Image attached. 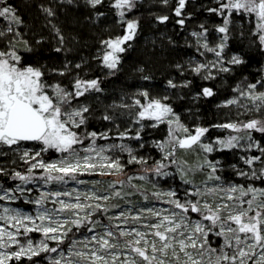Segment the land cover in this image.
Returning <instances> with one entry per match:
<instances>
[{
    "label": "snow or ice",
    "instance_id": "snow-or-ice-1",
    "mask_svg": "<svg viewBox=\"0 0 264 264\" xmlns=\"http://www.w3.org/2000/svg\"><path fill=\"white\" fill-rule=\"evenodd\" d=\"M86 3L95 8L102 0H86ZM163 3L167 4L168 0ZM217 3L219 7L208 11L223 18V24L216 28L223 34L220 42L210 47L206 40L208 29L203 25L202 32L192 33L198 43L201 37L205 39L200 47L215 57L207 63L190 62L192 72L206 73L205 80L215 79L216 73L230 72L231 67L226 65L244 63L237 54L230 59L224 56L233 13L255 18L253 35L264 46V0H217ZM185 4L186 0H178L174 9L177 17H181ZM0 5H3L0 18L8 22L7 27L0 30V39H6L8 34L13 36L7 41V48H0V145L8 146L27 165L25 172L13 170L11 174V179L20 183L11 188L0 185V202H5L0 204V264L11 261L23 264L25 259L35 264L34 258L38 260L42 254L48 264H264V186L255 184V181L264 184V147L253 136V132L264 134V91L258 90V85L264 87V78L243 88L237 86L234 91L239 95L223 105H236L243 110L241 114L256 113L260 118L215 125L244 134L217 138L213 143L203 142L208 128L196 127L193 133L182 124L166 102L167 97H152L143 90L133 97L131 105H119L138 108L134 121L137 124L149 120L155 122L151 127L163 123L169 126L167 138L156 142V147L164 153L163 159L147 167L148 161L135 155L124 143L97 144L98 139L110 138L108 132L79 131L86 125L85 114L89 108L72 105L87 92L100 91L99 81L77 77L72 91L59 83L49 84L42 68L24 63L16 48L15 39L22 36L13 25L22 24V20L5 0H0ZM113 7L130 9L133 0H115ZM43 11L48 16L55 15L52 8ZM119 15L123 19L124 12L120 11ZM158 19L165 22L168 16ZM178 23L183 25L184 19ZM137 27L136 21H126L122 37L103 42L107 49L102 57L105 67L117 68L119 54L126 50L123 45L134 38ZM53 28L63 44L60 30ZM24 44L25 50L31 51L27 41ZM80 67L76 65L77 69ZM59 74L63 76L65 72ZM167 83L170 88L178 87L172 80ZM190 83L186 81L179 87H188ZM214 94L212 88L204 87L197 95L212 97ZM137 97H142L144 102ZM242 100L247 103H241ZM103 119L112 117L106 115ZM144 127L141 124L134 137L124 131L118 132L116 138L139 140ZM25 142L39 144L40 148L21 150ZM215 145L220 146L219 150L255 148L260 152V155L241 157L249 171L237 170V175L244 177L245 183L225 182L216 174L219 161L207 159L196 169H210L201 185H194L187 178L191 169L179 168L183 183L191 185L183 198L176 190L149 193L133 183L137 178L147 180L148 173L157 177L169 175L164 171L167 167L164 161L176 164L172 158L177 149L193 151L199 147L204 153H212L217 150ZM50 151L58 157L45 160L44 154ZM117 151L128 154L127 164L145 165L141 169L144 174L138 177L128 174L121 157L115 155ZM0 175H8L3 167H0ZM84 176L111 179L85 180ZM137 194L143 204L132 200ZM20 199L32 205L33 211L11 206ZM153 200L163 201L169 207L149 206ZM191 214L198 218L193 219ZM32 233H39L42 238L34 241ZM210 233L221 239L218 248L211 246Z\"/></svg>",
    "mask_w": 264,
    "mask_h": 264
},
{
    "label": "trees",
    "instance_id": "trees-1",
    "mask_svg": "<svg viewBox=\"0 0 264 264\" xmlns=\"http://www.w3.org/2000/svg\"><path fill=\"white\" fill-rule=\"evenodd\" d=\"M114 2L115 0H102L100 5L93 8L86 3V0H72L71 3L68 0H5V4H10L22 20V24L13 25V28L22 36V39L16 38L15 42L24 63L41 67L45 73L44 79L49 84L59 83L69 91H72V85L77 77L99 81L100 91H89L73 103L76 107L89 108L88 113L85 114L86 125L79 130L81 133L108 132L110 138L103 139L106 143L128 145L135 155L148 161L147 167H152L155 162L163 159L164 153L156 147V142L167 138L169 126L163 123L151 127L155 122L149 120L137 124L134 121L138 108L119 107L122 104L131 105L133 97L139 91L147 90L152 97H167L166 102L179 116L181 123L193 133L196 127L208 128L209 131L202 138L204 143H213L217 138H226L233 133L229 129L214 127L215 125L260 118L256 113L241 114L243 110L236 105L223 106L227 100L239 95L234 91L237 86L243 88L248 83H256L257 80L264 78V48L253 35L254 17L233 13L230 18L224 56L225 59H230L232 55L237 54L244 63L226 65L231 67L230 72L216 73L215 79L205 80L203 76L206 73L197 75L192 72L190 62L207 63L206 60L212 59L214 54L210 53L209 56L200 47L205 39L201 37L198 43L197 37L192 33L202 32L203 25L208 29L206 40L209 46L212 47L215 41L220 42L223 34L218 33L216 28L223 24V18L208 11L210 8L219 7L217 0H186L181 17H177L174 12L178 0H168L167 4H164L163 0H134L132 8L119 10L113 7ZM44 8H52L55 15L48 16L43 11ZM120 11L124 12L123 19L119 15ZM161 16H168V20L160 22L158 17ZM181 18L184 19L183 25L178 23ZM126 21L137 22L136 33L131 41L123 45L126 50L119 54L120 62L117 68L108 69L102 62L103 54L107 50L103 42L122 37L126 31ZM7 25L8 22L0 18V30L5 29ZM53 26L58 28L64 37L63 44L60 43ZM9 39H13L12 34H8L6 39H0V48H7ZM24 41H27L31 51L25 50ZM58 47L62 49L59 52L55 51ZM66 64L67 69H65ZM77 64L81 65L79 69L76 68ZM177 65L181 68L178 69ZM61 71L65 72L63 76L59 74ZM169 80L178 87L174 89L168 87ZM186 81L191 82L188 87H179ZM204 87L212 88L215 94L212 97L198 96L197 94ZM258 90L264 91V87L258 85ZM137 98L144 102L142 97ZM241 103L247 101L242 100ZM106 115L111 116L112 119H103ZM141 124L145 127L141 131L139 140L126 138L121 141L116 138L118 132L124 131H128L129 136L134 137ZM243 134V132H235V135ZM253 136L264 147V134L253 132ZM23 144L27 146L31 143ZM215 147L217 150L212 153H204L199 147L193 151L177 149L172 158L177 161L176 164L164 161L167 165L164 171L170 173L169 175L157 177L154 173H148L147 180L142 181L137 178L133 183L140 185L149 193L158 189L176 190L178 196L183 198L184 196L180 195H185L191 185L183 183L179 168L191 169L187 178L192 180L194 185H201L210 169L207 167H204L203 171L196 169L205 159L212 162L219 161L216 174L225 182L245 183V178L237 175V170L249 171L241 157L260 155V152L255 148L246 151L243 148L219 150L220 146ZM6 155L0 156V167L4 169L11 161L10 155ZM115 155L121 157L128 174L135 177L144 174L141 169L145 165L127 164L129 159L127 153L117 151ZM259 166V163L255 165L257 168ZM7 171V176L0 175L2 184L11 183L9 180L11 172ZM103 179L107 181L111 177ZM255 184L264 186L260 181H255ZM140 198L135 195L132 200L139 201ZM191 215L193 218H198L196 214ZM209 241L211 246L216 248L222 242L211 233ZM34 260L35 264H42L44 259L41 257ZM10 264H18V262L11 261ZM23 264L29 262L25 259Z\"/></svg>",
    "mask_w": 264,
    "mask_h": 264
},
{
    "label": "rangeland",
    "instance_id": "rangeland-1",
    "mask_svg": "<svg viewBox=\"0 0 264 264\" xmlns=\"http://www.w3.org/2000/svg\"><path fill=\"white\" fill-rule=\"evenodd\" d=\"M134 1V0H133ZM217 44H218V42L217 41H215ZM215 42H214V45H211L212 47H215L217 44H215ZM263 48H264V46H262ZM207 53V52H206ZM208 55L210 54V53H207ZM210 56V55H209ZM208 56V57H209ZM208 57H207V59H208ZM206 59V58H205ZM215 59V57H213L212 59H210L209 61H211V60H214ZM206 62H208V60H206ZM72 107H76V105L75 104H73L72 105ZM230 130V129H229ZM231 132H233V133H231L230 135H235V132L234 131H232V130H230ZM97 144H99V145H106V144H111V142H108V143H106V141H104L103 139H100V141H98L97 140ZM215 146H219V145H215ZM13 147H15V146H13ZM21 150H23V149H33V150H39V148H40V145L39 144H35V143H31L30 145H24V144H22L21 146ZM5 154H9L10 155V157H11V161H10V164H9V166H7V167H5V170L7 171V170H10V175H9V180H11V183H5V184H2L1 182H0V185H2V186H4V187H8V188H11V187H14V185L15 184H17V183H20L19 181H14L13 179H11V174H12V172H13V170H16V171H21V172H25L26 171V168H27V165H25L24 163H23V161H21L20 159H19V156H18V154L17 153H15V152H13L12 151V149H10L8 146H3V145H0V156H3V155H5ZM6 155V156H7ZM58 157V154H56L55 152H48V153H45L44 154V159L45 160H52V159H56ZM13 161H15V162H13ZM11 163H13L12 164V166H11ZM14 166H17V167H14ZM8 172V171H7ZM83 179H85V180H100V179H103V178H101V177H99V176H84V177H82ZM106 178V177H105ZM215 183V182H214ZM9 184V185H8ZM158 190H160V189H158ZM157 190V191H158ZM170 190V189H169ZM167 191V190H166ZM36 195V193L35 192H33L32 194H31V196H35ZM138 195V194H137ZM178 195V194H177ZM139 196V195H138ZM180 196H184V195H180ZM139 202L141 203V204H143L144 202L142 201V199L140 198V200H139ZM3 203H5V202H0V204H3ZM152 204H155V206L156 207H158V208H167V207H169V205H167L166 203H164L163 201H159V202H154V201H151V203L149 204V206H152ZM11 206L12 207H19V208H22L23 210H25V211H28V212H31V211H33V206L32 205H30V204H27V203H25V201H24V199H20V200H17V201H15L14 203H12L11 204ZM193 219H196L195 217L193 218ZM207 223V222H206ZM30 236L32 237V239L34 240V241H38V240H40L42 237H41V235L39 234V233H32V234H30ZM78 238H80V237H78ZM50 244H52V246H55L54 245V243H52V242H50ZM48 255H55V254H48ZM42 258L44 259L43 260V263L42 264H48V262H47V259L46 258H44V254H42ZM13 262H16V261H13ZM11 263V262H10ZM38 264H40V263H38Z\"/></svg>",
    "mask_w": 264,
    "mask_h": 264
},
{
    "label": "flooded vegetation",
    "instance_id": "flooded-vegetation-1",
    "mask_svg": "<svg viewBox=\"0 0 264 264\" xmlns=\"http://www.w3.org/2000/svg\"><path fill=\"white\" fill-rule=\"evenodd\" d=\"M26 143V142H25ZM29 143H33V142H29Z\"/></svg>",
    "mask_w": 264,
    "mask_h": 264
}]
</instances>
